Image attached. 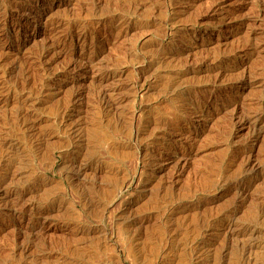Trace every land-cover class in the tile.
Wrapping results in <instances>:
<instances>
[{"label":"rangeland","instance_id":"374dc122","mask_svg":"<svg viewBox=\"0 0 264 264\" xmlns=\"http://www.w3.org/2000/svg\"><path fill=\"white\" fill-rule=\"evenodd\" d=\"M0 264H264V0H0Z\"/></svg>","mask_w":264,"mask_h":264},{"label":"bare ground","instance_id":"6f19581e","mask_svg":"<svg viewBox=\"0 0 264 264\" xmlns=\"http://www.w3.org/2000/svg\"><path fill=\"white\" fill-rule=\"evenodd\" d=\"M103 100V99H102Z\"/></svg>","mask_w":264,"mask_h":264}]
</instances>
